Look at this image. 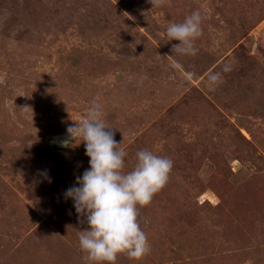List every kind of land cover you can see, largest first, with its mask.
<instances>
[{"label":"rangeland","instance_id":"rangeland-1","mask_svg":"<svg viewBox=\"0 0 264 264\" xmlns=\"http://www.w3.org/2000/svg\"><path fill=\"white\" fill-rule=\"evenodd\" d=\"M94 103L125 172L173 162L138 206L149 251L115 264H264V0H0V264H89L64 197L89 157L60 142Z\"/></svg>","mask_w":264,"mask_h":264},{"label":"clouds","instance_id":"clouds-1","mask_svg":"<svg viewBox=\"0 0 264 264\" xmlns=\"http://www.w3.org/2000/svg\"><path fill=\"white\" fill-rule=\"evenodd\" d=\"M201 15L194 11L183 22L166 28L165 41L176 40L177 53L194 54L193 41L201 35ZM217 75L209 77L217 80ZM99 103L89 106L82 120L67 127L69 139L63 147L84 144L89 168L76 178L75 185L64 192L73 202L75 212L87 227L80 230V249L87 253L89 264H115L117 255L126 253L139 259L149 251L147 236L138 221V206L149 204L168 181L173 162L149 150L136 153V164L125 172L126 151L114 139L113 127L103 119ZM79 139L78 143H73ZM46 179L50 177L42 173Z\"/></svg>","mask_w":264,"mask_h":264},{"label":"water","instance_id":"water-1","mask_svg":"<svg viewBox=\"0 0 264 264\" xmlns=\"http://www.w3.org/2000/svg\"><path fill=\"white\" fill-rule=\"evenodd\" d=\"M53 142H54V143H57V141H56V140H53Z\"/></svg>","mask_w":264,"mask_h":264}]
</instances>
